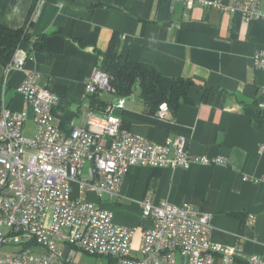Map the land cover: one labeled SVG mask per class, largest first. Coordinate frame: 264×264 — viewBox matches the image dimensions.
Segmentation results:
<instances>
[{
	"label": "crops",
	"instance_id": "1",
	"mask_svg": "<svg viewBox=\"0 0 264 264\" xmlns=\"http://www.w3.org/2000/svg\"><path fill=\"white\" fill-rule=\"evenodd\" d=\"M36 1L0 0V22L24 26ZM260 9L264 11V0ZM114 31L122 35L123 58L152 64L166 76L191 77L199 85L182 100L175 115L169 112L164 117L149 113L136 90L126 97L112 92L111 99L100 92L97 97L105 106L125 99L115 114L132 132L157 142L184 135L192 153L224 157L228 163H196L189 168L133 166L117 195L99 196L81 189L77 181L73 195L112 211L115 223L135 228V256L140 255L143 230L151 225L142 217V201L149 195L155 202H190L211 213V237L236 246L234 264H249L253 255L264 261V182L244 180L264 176V112L258 108L264 69L254 65L255 52L264 48V18L247 22L239 12L198 3L190 7L184 0H44L29 29L32 39L46 34L44 49L32 51L22 66L9 73L0 63V103L23 110L25 97L18 87L30 71H36L39 83L61 97L53 107L60 127L70 131L73 124L84 125L91 110L86 83ZM204 87L210 89L207 98ZM94 108L103 111V107ZM34 131L35 122L29 118L24 133L32 136ZM89 166L85 164L84 175ZM249 215L256 216L252 225L247 222ZM59 248L68 264L115 260L65 242ZM176 257L181 259L179 254ZM215 264H220L218 257Z\"/></svg>",
	"mask_w": 264,
	"mask_h": 264
},
{
	"label": "built area",
	"instance_id": "2",
	"mask_svg": "<svg viewBox=\"0 0 264 264\" xmlns=\"http://www.w3.org/2000/svg\"><path fill=\"white\" fill-rule=\"evenodd\" d=\"M42 1L35 2L31 21H35ZM261 1L184 3L239 12L250 22L264 18ZM28 57L24 49H18L6 72L22 66ZM254 65L264 69V48L255 52ZM98 90H110L109 77L99 67L86 83L88 95ZM260 90L258 108L264 112V84ZM18 91L25 97L23 110L0 103V264H68L60 242L90 254L112 255V264H215L217 257L220 264H234L236 246L214 241L213 215L190 202H155L147 195L142 201V217L151 225L143 230L140 255L135 256V228L115 223L112 211L73 195L75 181L81 189L93 190L99 196L117 195L133 166L189 168L196 163L226 165L227 159L192 153L184 135L157 142L132 132L115 114L125 99L102 112L89 110L84 125L73 124L70 131H65L53 112L61 97L39 83L36 71L25 76ZM169 112L168 105L162 103L157 115L164 117ZM29 118L35 122L32 136L24 133ZM86 163L90 166L84 175ZM249 179L264 182V176L244 177ZM247 222L254 224L256 216L249 215ZM8 245L20 249L3 251ZM35 245L42 246L44 252L36 255L31 250ZM249 264L264 261L253 255Z\"/></svg>",
	"mask_w": 264,
	"mask_h": 264
},
{
	"label": "trees",
	"instance_id": "3",
	"mask_svg": "<svg viewBox=\"0 0 264 264\" xmlns=\"http://www.w3.org/2000/svg\"><path fill=\"white\" fill-rule=\"evenodd\" d=\"M33 6L26 24L22 27L14 28L0 22V63L5 67L20 48L26 50L28 54L44 49L46 34L35 36L32 39L29 33L34 23L30 20ZM121 41V33L114 31L107 49L99 51L101 58L98 67L109 77V91L126 97L132 95L139 87V94L149 113L157 114L160 105L166 103L169 111L175 115L182 100L189 97L191 89L199 83L191 77L166 76L152 64L123 58L120 51ZM203 90V96L207 98L210 89L204 87ZM100 91L90 95L91 110L95 109L94 106L103 107V111L107 109L104 101L97 97Z\"/></svg>",
	"mask_w": 264,
	"mask_h": 264
},
{
	"label": "rangeland",
	"instance_id": "4",
	"mask_svg": "<svg viewBox=\"0 0 264 264\" xmlns=\"http://www.w3.org/2000/svg\"><path fill=\"white\" fill-rule=\"evenodd\" d=\"M136 91H139V87H137ZM100 94L105 97L107 100L108 99H111L112 97V93L108 90H101L100 91ZM20 249V247L18 246H12V245H8V246H5L3 251H10V252H13V251H18ZM31 250L36 254V255H39L41 254L43 251H44V248L40 245H35V246H32L31 247Z\"/></svg>",
	"mask_w": 264,
	"mask_h": 264
}]
</instances>
